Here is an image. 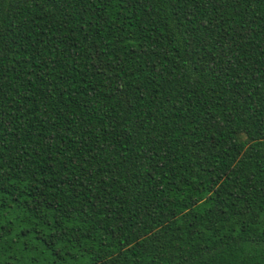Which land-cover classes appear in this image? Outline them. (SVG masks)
Here are the masks:
<instances>
[{"label": "trees", "instance_id": "trees-1", "mask_svg": "<svg viewBox=\"0 0 264 264\" xmlns=\"http://www.w3.org/2000/svg\"><path fill=\"white\" fill-rule=\"evenodd\" d=\"M0 264H264V0H0Z\"/></svg>", "mask_w": 264, "mask_h": 264}]
</instances>
